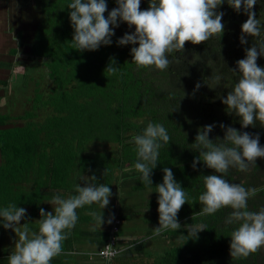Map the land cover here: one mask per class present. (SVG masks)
Instances as JSON below:
<instances>
[{
    "label": "trees",
    "instance_id": "trees-1",
    "mask_svg": "<svg viewBox=\"0 0 264 264\" xmlns=\"http://www.w3.org/2000/svg\"><path fill=\"white\" fill-rule=\"evenodd\" d=\"M16 3L32 8L29 54L46 70L25 111L0 113V229L22 216L67 251L77 231L103 233L88 224L107 196L106 217L145 215L108 264H264V13L247 0ZM126 194L143 204L125 212Z\"/></svg>",
    "mask_w": 264,
    "mask_h": 264
},
{
    "label": "crops",
    "instance_id": "crops-1",
    "mask_svg": "<svg viewBox=\"0 0 264 264\" xmlns=\"http://www.w3.org/2000/svg\"><path fill=\"white\" fill-rule=\"evenodd\" d=\"M7 1L8 0H0V4L2 2H7ZM5 7H6L5 11H8L9 8L7 7L6 4ZM25 8L28 7L25 6ZM19 10H20L18 15L19 23L15 27L9 24L6 27V22H9L8 20H6L8 18V15L6 14L4 17H2L0 12V112L1 113H4L3 110L5 109L4 107L5 104H14L13 101L14 98H12L11 94L8 93V92L13 93V86H11V84L14 77H16L17 75L21 77L20 86L22 87V85H26V83L28 82L27 73L33 70L41 71L42 66L44 65L43 58H36L35 56L29 54L30 52L29 46L31 45V41L28 40V35L25 32V30H27V21L25 20L24 12L21 11L22 7H20ZM3 18L5 20H3ZM12 28H16L18 30L12 32ZM24 34H26L27 36L25 40L22 38ZM13 49L16 50V53H12L11 50ZM32 88L33 86L31 87L30 92H32L31 91ZM5 112L8 111L6 110ZM14 112H10V114L21 113V111H14ZM0 162H1V155H0ZM53 203H54L53 207L56 208L55 207L56 201H54ZM112 215H114V213ZM112 215L111 214L107 215V218L111 219ZM12 218H13V223L7 221L5 224L6 226V230H5L6 236L4 235L6 238L5 242L6 245L8 244L10 245L11 240H9L8 237L15 238L13 239V244H15L16 240L19 239L20 242L18 244L19 249L17 250L15 245L12 246V249L14 250L13 254L14 255L18 254L19 259L10 261L9 264H104V262L99 257L97 256L90 257L89 254L96 252L103 245L102 240L104 239L106 240L107 238L106 232L108 231V229L104 231L105 234L103 233L104 236L100 239L96 238L97 234L94 235L91 234V232H88L87 234H83L82 236L79 235L78 238L76 237L71 238L68 241L67 251L56 252L53 250L54 248L53 244L44 242L41 239L43 231H41L40 225L36 224L35 225L36 227L34 226L32 228V227H28L26 224L22 222V216H19L16 222H14V217H11L10 219ZM34 220L35 222L40 221L39 218H36ZM93 221L89 222L88 226H90L93 223ZM85 226L86 225H84L83 227ZM118 232L116 233L117 238L119 237L120 239L126 238L125 232L123 235L120 236L117 235ZM9 248H11V246H9ZM123 248L124 247H120V250L122 251ZM51 251L54 252L51 255L52 258L50 259V262H44L41 259L42 256L44 257L45 255L49 254Z\"/></svg>",
    "mask_w": 264,
    "mask_h": 264
},
{
    "label": "rangeland",
    "instance_id": "rangeland-1",
    "mask_svg": "<svg viewBox=\"0 0 264 264\" xmlns=\"http://www.w3.org/2000/svg\"><path fill=\"white\" fill-rule=\"evenodd\" d=\"M23 2H25V1H23ZM35 2H36V0H35ZM5 4L9 8L8 11H5L6 10ZM0 6H1L0 12H1L2 17H4L6 14L8 15V18L6 20H8L9 22H6V27L8 24L12 25L13 27L17 26V24L19 23V21H18V15H19V11H20L19 8L22 7L21 11L24 12V17H25V20L27 21V30H25V32L28 35V29L33 28V26H35V21L31 22V19H30L32 12H33L32 8L23 9V6H20V4L18 5L15 0H10V1L8 0L7 2H2L0 4ZM111 9L113 10V8H111ZM107 11H110V8H108ZM3 20H5V19L3 18ZM17 30L18 29H16V28H12V32L17 31ZM22 32H23V30H22ZM29 36H31V35H29ZM22 38L25 40L27 38L26 34H24ZM28 40H31V39L28 38ZM13 50H15V49H13ZM45 70H46V68L43 65L41 71L33 70V71L28 72L27 73L28 74V76H27L28 82L26 83V85H22V87L20 86V82H21L20 78L21 77L19 75L16 76L17 78L14 77V79L12 80V84H11V86H13V93L8 92L9 94H11V97L14 98L13 99L14 104H5V106H4L5 109L3 110V108H2L4 113H10V112H14V111H25L27 106L29 104H32L30 99H31L33 94H32V92H30V89L34 85L36 80H39L40 84H42L41 78L45 74ZM23 78H25V77H23ZM42 87H43V85H42ZM6 110L8 112H5ZM108 199L109 198H107V196H105L101 200L96 201L97 205H91L92 209L96 210L94 212V214L97 216V218H96L97 220L95 219V221H93V223L90 225L91 229H97L98 231H101L103 233H104V231H106V229H108V230L110 229L111 224H109V222L106 220L107 219V217H106V214H107L106 213L107 212L106 201H108ZM123 200H124V203L126 202L128 204V207L125 206L126 208H124L125 212H130V211L135 210L133 208V205L134 206L140 205V204H143V202H144L140 197H138L137 195H132V194H126V196L124 197ZM53 204L54 203L52 202L50 205H53ZM113 204L116 205L117 203H115V201H113ZM49 209H50V212H52L53 214L58 213V211L54 207H50ZM133 216H134V219L129 221V223L122 221L121 224L119 225V229H123L124 232L126 233V235L142 236L143 234H142V232L138 226H141L143 224L142 217H145V215L137 212ZM5 229H6V226H5ZM5 229L4 230L0 229V237H3L4 235L6 236ZM76 233L78 236L80 235L78 231ZM103 233H100V232H99V234L97 233L96 238L97 239L102 238L104 236ZM5 236H4V240H2L4 242V243H2L3 245L0 243V252L2 251L4 253L6 250L10 251V249H11V248L10 249L6 248ZM145 239H146L145 240L146 245H148L151 249H153V247H154L153 242L147 241V240H151V239L150 238H145ZM19 243H20L19 239H17L15 244H13V245H15L17 250L19 249V246H18ZM123 246H124V244H121V247H123ZM0 256H1V254H0ZM2 258L3 259H1V257H0V264H9V262L7 261L8 258H6V256H4Z\"/></svg>",
    "mask_w": 264,
    "mask_h": 264
},
{
    "label": "built area",
    "instance_id": "built-area-1",
    "mask_svg": "<svg viewBox=\"0 0 264 264\" xmlns=\"http://www.w3.org/2000/svg\"><path fill=\"white\" fill-rule=\"evenodd\" d=\"M111 225H110V234L106 240V242L94 253H90V257L97 256L99 257L104 264H108L113 257L119 254L121 251L120 248L116 244L119 225L121 224V220L117 216V214L112 215L111 217Z\"/></svg>",
    "mask_w": 264,
    "mask_h": 264
},
{
    "label": "flooded vegetation",
    "instance_id": "flooded-vegetation-1",
    "mask_svg": "<svg viewBox=\"0 0 264 264\" xmlns=\"http://www.w3.org/2000/svg\"><path fill=\"white\" fill-rule=\"evenodd\" d=\"M247 1L249 5L256 7V9H259L262 13H264V0H247Z\"/></svg>",
    "mask_w": 264,
    "mask_h": 264
}]
</instances>
